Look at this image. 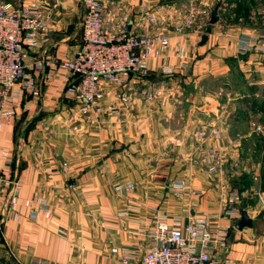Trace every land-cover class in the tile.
<instances>
[{"label":"crops","instance_id":"0c3cea01","mask_svg":"<svg viewBox=\"0 0 264 264\" xmlns=\"http://www.w3.org/2000/svg\"><path fill=\"white\" fill-rule=\"evenodd\" d=\"M82 1L49 0L53 11L49 39L26 61L27 71L42 85V95L33 97L22 91L16 101V119L0 133V264H136L149 245L144 233L159 216L187 219L189 213L201 210L223 211L225 188L210 180L199 160H191L198 155L194 150L198 129L212 125L222 131L226 152L240 165L237 172L245 173L246 177L233 185L246 189V181L251 179L248 174L256 180V187L250 188L251 195L257 194L255 205L243 204L248 201L245 191L238 201L255 223L260 209L264 210V191L259 187V170L264 164V112L249 107L251 115L242 117L239 108L241 101L248 100V105L264 101V46L241 54L239 39L244 34L264 38V0H229L234 14L229 21L220 10V20L209 28L197 26L187 28L182 35L171 34L164 64L174 72L162 71L160 56L151 59L149 71L155 79L152 88L165 93V106L160 107L159 96L153 107L144 105L143 95L138 93L144 89L139 84L144 76L134 75L129 85L137 93L130 91V109L119 106L115 112L109 107L120 91L110 86L99 107L84 118L66 93L70 74L58 69L53 79L46 81L44 73L32 65L38 54L47 59L74 55L83 41ZM210 2L186 0V7L193 3L199 10L209 7ZM103 3L109 27H117L121 15L129 13V29L144 34L155 29L145 19L143 26L134 22L145 7L156 14L174 8L169 0ZM204 33L209 39L200 46ZM179 44L182 57L177 55ZM179 74L186 76L184 82L177 81ZM160 76L169 81L159 80ZM186 89L193 91L190 95L195 104L202 99L198 102L203 105L199 117H189L192 113L167 117L172 100L185 98ZM219 90L223 93L220 98ZM243 120L250 124L245 135L253 136L251 145H241L243 133L236 124ZM198 142L205 148L211 144L208 138ZM63 161L70 165L67 173L62 170ZM172 179H186L187 188L174 194L168 188ZM129 183L135 185L134 190L117 189ZM231 219H218L229 226L226 255L234 264H264L263 243L251 242L256 230L246 227L235 232L232 225L237 221ZM114 248L118 251L113 252ZM126 255L128 262L122 260Z\"/></svg>","mask_w":264,"mask_h":264},{"label":"built area","instance_id":"2783aa9c","mask_svg":"<svg viewBox=\"0 0 264 264\" xmlns=\"http://www.w3.org/2000/svg\"><path fill=\"white\" fill-rule=\"evenodd\" d=\"M82 2L83 41L74 55L71 58L47 59L38 54L32 62L37 71L44 73L46 81H51L58 69L70 74L72 80L66 87V93L78 105L81 118L99 107V102L106 97L110 86L120 90L119 106L130 109L131 77L149 74L151 59L158 56L163 59L162 71L173 73L174 68L164 64V50L171 43V34L182 35L187 28L197 26L202 29L210 23L212 11L208 6L198 10L193 3L162 14L149 12L145 7L134 22L143 26L145 19L155 29L151 34H144L129 29L131 14L123 13L118 26L112 28L105 21L103 0ZM230 6V3L222 0L220 10L232 16L233 13L228 11ZM52 12L49 0H28L16 4L8 0L0 1V133L6 124L16 119V101L22 91H29L33 97L42 95V85L27 71L26 61L32 51L46 45L52 31L49 22ZM160 27L171 30L162 31ZM239 40L241 54L255 51L260 44L264 46L262 37L244 34ZM177 55L183 56L180 44ZM136 93L133 92V95ZM141 94L147 101L155 100L158 96L165 100V93L160 89H146ZM119 106L112 104L111 109L119 111ZM260 129L256 127V130ZM198 136L211 141L207 148L201 144L200 150H196L200 164L210 180L225 185L228 181L224 168L226 145L222 131L215 125L211 128L203 127L198 131ZM69 169V163L63 161L62 170L67 173ZM122 188L130 191L135 189V185L129 183L117 186V189ZM168 188L174 194H181L187 188V181L172 179ZM196 194L199 195L198 192ZM240 199L241 193L232 190L226 197L223 211L219 213L201 210L193 215L189 213L187 219L159 216L144 233L149 239V245L136 264H234L226 255L229 226L218 219L223 216L240 218ZM262 204L264 206V200ZM117 251V248L113 249V252ZM129 258L126 255L122 260L128 262Z\"/></svg>","mask_w":264,"mask_h":264},{"label":"rangeland","instance_id":"374dc122","mask_svg":"<svg viewBox=\"0 0 264 264\" xmlns=\"http://www.w3.org/2000/svg\"><path fill=\"white\" fill-rule=\"evenodd\" d=\"M0 1H2V0H0ZM8 1H11V2H14V3L19 2V0H8ZM169 1H171L170 4H172L174 6V8H183V7H186V0H169ZM219 1L221 2L222 0H212V2H210L209 7L211 8V10L213 9V7ZM226 2L230 3L229 0H226ZM228 11L229 12H232V6L229 7V10ZM223 15L225 16V19H227V21H229V19H231V15H227V14H223ZM210 25L211 24L208 23V26L206 25V26H204V28H209ZM176 77H178L177 78V81H179V82H182V81L184 82V80H186V76L185 75H182V74L176 75ZM167 79H168V77H164V76H160L159 77V80H161L163 82L165 80L166 81H169ZM154 80L155 79H152V77L150 78V74L145 75L144 78H143V80H141L140 83H139V84H141L143 86L144 89H140V91L138 93L140 94V92H142L143 90H146V89H153L152 87H153V85L155 83ZM130 91L131 92H135L132 88L130 89ZM190 93H193V91L190 90ZM190 93L186 89V94H187L186 97L184 98L182 96V98H184V99L181 98L180 100H177V99L176 100H172V103H173L172 106L173 107L169 111V114H168L167 117H187L188 114H190V113H192L191 114L192 116L189 115V117H199V115H200L199 113L202 112V106L203 105H202V103H198V102H199V100L201 101L202 99L199 98V100L197 101V104H195L196 103L194 101L195 97L194 96H191ZM217 93H218L219 98L223 96L222 95L223 93L220 90ZM143 100H144V103L143 104L144 105H147V107H149V108L150 107H153L155 104H157L156 102H154V100H151V101H148V102H145V101H147L145 99H143ZM164 102H165L164 100H161L160 101V103H159L160 107H162V105H164V106L166 105V103H164ZM241 102L242 103H240L241 106L239 108L240 109L239 110V114L242 117H246V116L249 117L251 115V113H249V112H251L249 110V107H252V105H248V100H246V102H244V101H241ZM112 104L115 105V106H119L120 105V102L118 101V98H117V100H115V102H111L110 103V106H109L110 108H111V105ZM162 111L163 110L160 109V112H162ZM160 114L163 115V113H160ZM228 117H232V116L230 115ZM236 126H237V130L241 134L243 133V135H244V137L242 135L241 136V139H240L241 140V143H242L241 145H243V144H244V146H246L247 144L248 145H251V143H252L251 142V138L253 136L252 137L249 136L250 138H246V135H245L246 132L250 129L249 122L243 120V121L239 122L238 124H236ZM256 127H258V126H256ZM256 127H255V129H256ZM202 128L203 127H200L198 129V131L200 129H202ZM204 128H211V126L204 127ZM256 131L262 133V129L256 130ZM263 135H264V133H263ZM199 139L200 138L198 136V139L194 143V150H200L199 148H201L200 147L201 144H200V142H198ZM226 142H227V140H226ZM242 156H243V154H242ZM191 160H193V162H195V161H198V158H197V156L194 155ZM260 160H261V157H260ZM263 160H264V158H263ZM239 166L240 165H238V164H236V163L233 162V160L229 157V154L226 152V161L224 163V168H225V171H226V174H227L226 175V179H227L228 183L225 182V185H222V187L225 188V191L224 192L227 194V197L231 194L232 190H238L240 193H242L243 191H245V193L247 194L246 196H248L247 197L248 201H244L243 204H245V206H248V207L249 206H254L255 203H256V201H257V194L254 193L253 195H251V192H250V188H253L254 189V187H256V185L253 183L256 180L254 179V177L252 176V174H248L251 179H250V183L248 184V186H246V189H248L249 192H246V189L245 188L236 186L237 184L233 185L234 182L237 183L238 180L240 178L242 179L243 176L245 175L244 172H240V173L237 172L239 170ZM261 166L264 167V164H261ZM200 167H202V165H200ZM202 168L205 170L204 167H202ZM261 168L259 170V174H261V172H262L261 171ZM248 175H247V177H248ZM261 207H262V205H261ZM242 209H245V208H242ZM260 211L261 212L258 213V215L255 218V223H254L253 227H250V229L256 230V232H254V234H255L254 236L255 237L253 236L252 238L251 237L250 238L252 239L251 242H253V243H261V244L263 243V245H264V212H263L264 210L261 208ZM239 219L240 218H238V219L237 218H232L231 221L233 220V221H237L238 222ZM231 221H230V223L233 224V222H231ZM232 230H234L236 232V226H233L232 225ZM250 231H253V230H250ZM243 240L245 241L246 238L244 237Z\"/></svg>","mask_w":264,"mask_h":264},{"label":"water","instance_id":"95a60500","mask_svg":"<svg viewBox=\"0 0 264 264\" xmlns=\"http://www.w3.org/2000/svg\"><path fill=\"white\" fill-rule=\"evenodd\" d=\"M220 8H221V2L219 1L212 9L211 11V18H210V24H216L220 20ZM131 24H129L130 28ZM209 39V34L204 33L201 36V39L199 41V45L203 46L207 43ZM70 183H74V180L70 181ZM193 213V212H192ZM254 225V220L253 218L249 215L248 211L246 209H242L241 211V217L239 221L236 224V228L238 230H244L246 227H253Z\"/></svg>","mask_w":264,"mask_h":264},{"label":"trees","instance_id":"16d2710c","mask_svg":"<svg viewBox=\"0 0 264 264\" xmlns=\"http://www.w3.org/2000/svg\"><path fill=\"white\" fill-rule=\"evenodd\" d=\"M211 26V25H210ZM252 110L255 112H264V101L261 102H254L252 104ZM260 146H262V143H260ZM261 174H260V183H259V187L261 190L264 191V167H262L261 169ZM246 176L244 175L242 179H244ZM249 179V178H248ZM246 181V180H245ZM250 183V180L246 181V186H248V184ZM245 186V187H246Z\"/></svg>","mask_w":264,"mask_h":264}]
</instances>
